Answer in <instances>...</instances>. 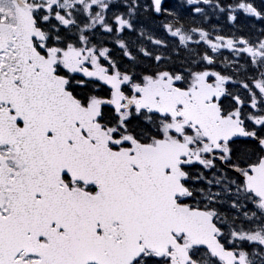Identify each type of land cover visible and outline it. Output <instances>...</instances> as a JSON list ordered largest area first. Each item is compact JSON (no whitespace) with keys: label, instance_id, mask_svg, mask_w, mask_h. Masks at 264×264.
I'll list each match as a JSON object with an SVG mask.
<instances>
[{"label":"snow or ice","instance_id":"snow-or-ice-1","mask_svg":"<svg viewBox=\"0 0 264 264\" xmlns=\"http://www.w3.org/2000/svg\"><path fill=\"white\" fill-rule=\"evenodd\" d=\"M0 264H264V0H0Z\"/></svg>","mask_w":264,"mask_h":264}]
</instances>
